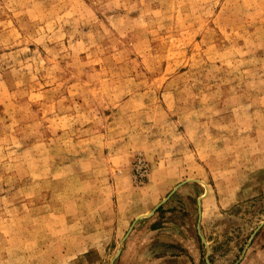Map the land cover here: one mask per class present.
Instances as JSON below:
<instances>
[{"label":"rangeland","instance_id":"374dc122","mask_svg":"<svg viewBox=\"0 0 264 264\" xmlns=\"http://www.w3.org/2000/svg\"><path fill=\"white\" fill-rule=\"evenodd\" d=\"M0 264H264V0H0Z\"/></svg>","mask_w":264,"mask_h":264},{"label":"water","instance_id":"95a60500","mask_svg":"<svg viewBox=\"0 0 264 264\" xmlns=\"http://www.w3.org/2000/svg\"><path fill=\"white\" fill-rule=\"evenodd\" d=\"M156 208H157V207H156ZM156 208H155V209H156ZM155 209H154V210H155Z\"/></svg>","mask_w":264,"mask_h":264}]
</instances>
